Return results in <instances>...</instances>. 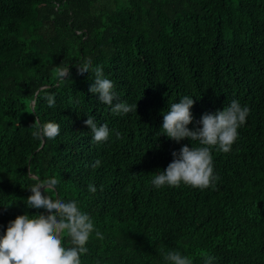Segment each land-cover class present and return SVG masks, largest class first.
<instances>
[{
	"label": "trees",
	"instance_id": "obj_1",
	"mask_svg": "<svg viewBox=\"0 0 264 264\" xmlns=\"http://www.w3.org/2000/svg\"><path fill=\"white\" fill-rule=\"evenodd\" d=\"M88 58L136 111L116 114L88 91L93 73L76 69ZM184 96L190 130L232 100L251 109L231 151L211 149L215 189L152 184L172 151L200 146L163 135V114ZM89 115L108 125L107 141H92ZM49 121L59 135L37 138ZM36 184L76 201L103 234L81 264H166L169 250L193 264L202 251L214 264H264V0H0V235L45 211L27 205Z\"/></svg>",
	"mask_w": 264,
	"mask_h": 264
},
{
	"label": "clouds",
	"instance_id": "obj_2",
	"mask_svg": "<svg viewBox=\"0 0 264 264\" xmlns=\"http://www.w3.org/2000/svg\"><path fill=\"white\" fill-rule=\"evenodd\" d=\"M76 69L79 75L90 71L93 73L94 82L88 91L98 94V101L111 106L112 112L128 114L136 111V103L130 105L119 100L113 81L105 76L102 66L93 67L91 58ZM70 75L69 66L58 68L59 78L68 80ZM47 103L49 107H54V97L48 96ZM193 105L192 97L184 96L163 114V135L177 143L184 139L199 141L200 146L183 145L178 151H172V161L152 180L155 188L165 185L179 187L183 183L201 190L209 187L215 189L219 176L214 174L211 149L218 147L224 153L230 152L238 139V129L246 123L251 112L247 105L242 106L238 100H232L222 110L202 114L200 120L195 122L200 126L190 130L188 125L194 122L191 112ZM83 123L90 129L94 143L108 140L111 130L107 124L98 126L95 117L90 115ZM59 133L60 125L49 121L41 125L34 135L39 139H53ZM115 136L122 138L119 131L115 132ZM100 164L101 161L97 159L92 167H99ZM45 184L55 186L57 181L50 178ZM29 190L31 195L27 197V205L45 211L35 215H18L8 222L3 235H0V264H81V256L89 251L86 245L92 234L95 232L96 238L104 239L92 218L80 209L76 201L53 199L47 195L44 185L36 184ZM88 190L91 193L97 191L91 184ZM200 256L203 264H214L216 260L213 254L206 251H202ZM164 260L166 264H193L192 257L183 255L179 250L167 251Z\"/></svg>",
	"mask_w": 264,
	"mask_h": 264
}]
</instances>
